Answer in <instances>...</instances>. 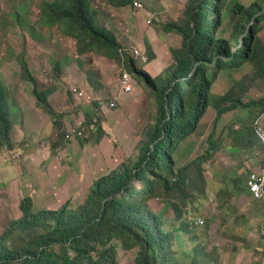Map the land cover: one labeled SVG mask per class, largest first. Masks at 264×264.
<instances>
[{"label":"trees","instance_id":"1","mask_svg":"<svg viewBox=\"0 0 264 264\" xmlns=\"http://www.w3.org/2000/svg\"><path fill=\"white\" fill-rule=\"evenodd\" d=\"M108 1L115 6L134 2ZM219 1L193 0L182 23L170 22L163 26L167 31L179 33L183 40L180 47L170 48L173 63L165 76L157 78L137 67L133 56L122 51L115 34L98 26L89 0H52L42 4L44 20L50 25L63 26L77 40L80 52L103 51L123 62L132 76L136 75L153 90L157 100L156 119L141 144L138 160L132 166L97 179L77 209L69 201L58 210L35 212L32 199L24 198L20 203L22 217L12 225L24 240L10 243L7 235L1 236L0 264H116L118 241L126 250L138 249L135 264H186L182 258L185 246L182 234H188L200 244L208 237L209 226L200 234L196 222L190 224L182 218L177 228L167 231L162 215L155 213L148 201L157 197L158 192L186 195L184 186L190 164L175 169L174 155L182 142L196 131L210 104V90L216 76L210 65L213 63L216 68L242 65L250 57L251 44L261 29L257 21L264 19V0H256L247 7L236 3L233 11L240 17L233 25V34L238 42L242 37L240 46L232 51L228 40L216 34L222 22ZM19 64L21 77L33 84L37 106L52 118L56 117L48 101L53 90L38 88V81L23 57ZM55 67L58 71V65ZM10 104L9 90L0 75V151L4 148L11 151L16 146L11 136L16 120L12 118ZM237 107L259 108V115L264 111V96L247 101L238 97L231 99L218 110L217 117ZM101 122L102 112H95L86 115L83 125L96 134V142L105 134ZM232 132L238 141L243 137L240 130ZM246 132L249 144L260 139L251 125L246 126ZM215 151V140L211 138L206 151L194 162L208 160ZM248 177H233L231 187L226 185L216 193L220 199L221 191L229 200L233 198L231 202L219 201L221 209L236 213L234 198L246 191L244 181L248 186ZM176 212L177 218H181V211ZM196 247L201 252L200 245ZM197 253L195 250L191 264H201Z\"/></svg>","mask_w":264,"mask_h":264},{"label":"rangeland","instance_id":"2","mask_svg":"<svg viewBox=\"0 0 264 264\" xmlns=\"http://www.w3.org/2000/svg\"><path fill=\"white\" fill-rule=\"evenodd\" d=\"M46 1L52 0H0V75L9 90V103H11L9 110L16 122L22 119V109L34 104L38 108L32 82L21 77L19 59L22 57L27 61L29 70L37 79L38 88L62 91L63 97L71 103L75 113L80 110L85 100H89L93 108L92 114L102 112L100 102L109 104L112 98L116 97L120 74L123 69L126 70L123 62L105 55L103 51L80 52L77 40L69 36L63 26L50 25L44 20L41 7ZM135 1L141 3V6H136ZM192 1L134 0L127 6H115L108 0H89V5L95 12L98 26L108 33L115 34L123 46L122 51L133 56L139 69L154 67V65L158 68L164 67L157 75L159 77L165 76L173 63L170 48L180 47L183 40L179 33L167 31L163 26L170 22L182 23L186 18L187 7ZM254 1L256 0L219 1L222 22L216 34L228 40L232 51L240 46L242 37H239L238 42L233 34V25L240 17L233 11L236 3L247 7ZM257 24L261 29L251 44L250 57L242 65L222 68H216L213 63L210 65L211 70L216 72L210 90V104L200 119L196 131L182 142L174 155L175 169L190 164L189 178L184 186L186 198L180 192H172L168 195L158 192L157 197L148 201L150 208L162 215L165 221L164 228L167 231L171 227L177 228L182 218L190 224L203 218L206 223L197 227L200 234L204 233L207 225L209 226L208 237L204 238L200 244L191 239L188 234H182L185 243L182 258L185 259L186 264H191L195 250L198 251L196 256L201 264H236L238 253L243 252L242 247L246 248L243 264L256 262L250 261L251 253L254 251L249 246V241H244V235H240L242 232L238 228L241 226L232 221L235 218V212L231 213L227 221L222 222L225 218L218 210L219 201H228L229 196L221 191V199L216 197L220 189H216V192L213 185L215 181H218L217 176H223V179L227 180L229 178L227 171L234 168V166L229 167L227 163L220 164L221 146L231 140V136L234 135L233 130L241 131L240 126L246 124V126L255 127V120L260 112H257L259 108L256 107L251 109L237 107L217 117L218 110L230 103L231 99L238 97L247 101L264 96V19L257 21ZM136 47L146 50L150 58L149 63L145 64L135 58L132 52ZM56 65H58V71ZM133 78L139 81L136 75H133ZM73 88H79L84 93V97L80 100L75 99L71 94ZM124 95L126 94L123 93ZM151 103L150 99L149 104ZM155 104L150 120L137 133L136 149L127 156H122L118 169L111 172L121 171L124 166H132L138 160L141 144L146 140V133L155 123L157 101ZM118 109L117 106L111 111ZM25 111L28 113V110ZM55 115L56 117L52 118L53 124L60 127L59 138H62L65 134L61 129L63 114L59 112ZM95 138L96 134L93 135L92 132L85 130L81 142L99 143L100 141L96 142ZM211 138L215 140L216 151L208 160L194 162L206 151ZM3 151L9 150L4 148L0 154ZM238 170L239 167L236 171ZM234 174L230 179L244 175ZM136 186L140 187V184L136 183ZM88 192L87 189L80 196H75L74 200L70 201L71 207L77 209L82 205ZM12 200L14 199L10 197L8 190L0 185V237L7 235L10 243L15 240L22 243L24 237L12 228L13 223L17 222L22 214L17 203L13 204ZM176 210L181 211V218H177ZM223 211L225 214L228 213L225 209ZM251 229L256 230L255 227ZM258 229L262 235L264 226H258ZM117 245L116 264H135L138 249L126 250L121 247L119 241ZM196 245H200L201 252ZM255 251L259 257L257 264H263L264 250L256 248Z\"/></svg>","mask_w":264,"mask_h":264},{"label":"crops","instance_id":"3","mask_svg":"<svg viewBox=\"0 0 264 264\" xmlns=\"http://www.w3.org/2000/svg\"><path fill=\"white\" fill-rule=\"evenodd\" d=\"M146 68L154 78L164 67L154 65ZM133 90V93L124 96L117 90L121 101H118V110L101 108L102 126L106 134L97 144L83 143V137L65 140V134L71 127H82L85 125L86 115L92 114L93 108L89 100L83 101L80 110L75 113L71 103L63 97L62 91L54 89L50 94L48 101L53 110L56 114H63L61 129L65 134L62 138H59L60 127L54 126L52 117L37 108L36 104L22 109V119L14 123L11 134L16 146L7 151L9 154L6 151L0 154V185L8 190L10 197L14 199L13 204L17 203L20 209L21 201L29 197L33 201L34 211L58 210L65 203L74 200L75 196H80L84 190L88 189L90 192L97 179L117 170L122 156H127L136 149L137 133L150 120L157 101L153 91L141 80L135 81ZM240 129L243 136L240 141L232 135L231 140L221 146L220 164L227 163L234 168L227 171V180L223 176L216 177L218 181L213 185L215 191L226 185L231 187L230 177L234 173L247 177L251 171L262 168L264 145L260 139L249 144L245 137L246 124L240 126ZM238 167L239 170L236 171ZM244 185L246 191L239 192L234 198L238 209L232 221L241 226L238 228L242 232L240 235H244V241H249V246L254 251L250 261H256L257 264L259 257L255 249L264 250V230L261 235L258 229V226H264V199L255 198L245 181ZM218 210L225 218L222 220L224 223L231 212L225 214L220 207ZM254 227L257 231L251 229ZM260 243L262 246H258ZM241 250L243 252L238 253L236 264L244 263L246 248L242 247Z\"/></svg>","mask_w":264,"mask_h":264},{"label":"built area","instance_id":"4","mask_svg":"<svg viewBox=\"0 0 264 264\" xmlns=\"http://www.w3.org/2000/svg\"><path fill=\"white\" fill-rule=\"evenodd\" d=\"M134 4L136 6H141V3L135 1ZM133 55L136 59L140 60L143 63H149L150 58L147 54L146 50L142 48H134ZM135 85V80L133 76L125 69L122 70L119 77V93L120 94H128L131 93ZM72 96L75 99H82L84 97V93L79 88H73L71 91ZM119 101V94L116 97L112 98V101L109 104L100 102V108H108L113 110L117 108ZM96 120H94L95 122ZM255 132L259 136L262 145H264V111L259 114L255 120ZM86 127H71L65 134V140H73L82 138L84 136V132ZM248 187L255 198L264 199V160L262 164V168L259 170L251 171L247 180ZM205 220L200 218L196 221V224L199 226H203L205 224Z\"/></svg>","mask_w":264,"mask_h":264}]
</instances>
